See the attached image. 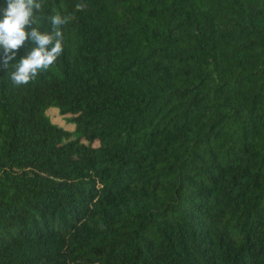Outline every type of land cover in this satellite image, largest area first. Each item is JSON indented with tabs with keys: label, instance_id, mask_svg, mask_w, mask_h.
<instances>
[{
	"label": "trees",
	"instance_id": "trees-1",
	"mask_svg": "<svg viewBox=\"0 0 264 264\" xmlns=\"http://www.w3.org/2000/svg\"><path fill=\"white\" fill-rule=\"evenodd\" d=\"M44 12L62 56L0 67V264H264V0Z\"/></svg>",
	"mask_w": 264,
	"mask_h": 264
},
{
	"label": "clouds",
	"instance_id": "clouds-1",
	"mask_svg": "<svg viewBox=\"0 0 264 264\" xmlns=\"http://www.w3.org/2000/svg\"><path fill=\"white\" fill-rule=\"evenodd\" d=\"M85 8L84 3L75 5L77 12ZM73 19V15L59 12L45 15L44 0H4L0 6V67L9 69L13 85H28L57 62L64 50L62 29ZM26 41L31 42V48L11 63Z\"/></svg>",
	"mask_w": 264,
	"mask_h": 264
},
{
	"label": "rangeland",
	"instance_id": "rangeland-1",
	"mask_svg": "<svg viewBox=\"0 0 264 264\" xmlns=\"http://www.w3.org/2000/svg\"><path fill=\"white\" fill-rule=\"evenodd\" d=\"M45 114L49 117V119L55 123L56 125L67 129H73V123L69 120L70 115L68 114H60L56 108L48 107L45 110Z\"/></svg>",
	"mask_w": 264,
	"mask_h": 264
}]
</instances>
